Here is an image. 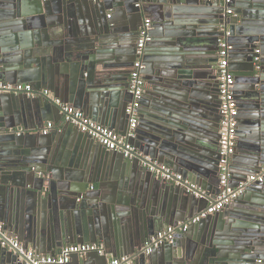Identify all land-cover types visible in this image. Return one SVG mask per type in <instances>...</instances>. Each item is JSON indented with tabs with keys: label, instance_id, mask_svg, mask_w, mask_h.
<instances>
[{
	"label": "water",
	"instance_id": "95a60500",
	"mask_svg": "<svg viewBox=\"0 0 264 264\" xmlns=\"http://www.w3.org/2000/svg\"><path fill=\"white\" fill-rule=\"evenodd\" d=\"M146 16L153 28L143 75L159 87L143 95L142 130L133 141L144 157L182 175L181 182L156 179L138 160H124L81 132L64 130L58 138L55 128L41 137L51 109L60 114L51 99L2 94L0 224L41 255L103 242L116 259L125 256L131 264H264V178L246 183L221 212L144 254L153 237L189 222L220 193L211 191L219 182L213 137L219 92L206 80L216 79L221 39L231 48L233 92L245 88L241 108L260 111L237 130V148L245 147L248 156L239 180L264 165V0H0V82L51 90L113 130L119 119L124 126L116 131L124 135L126 81ZM205 130L214 142L200 138ZM185 178L192 183L184 184ZM91 184L97 185L92 193ZM234 206H242V219L230 217ZM71 263L108 264L94 253L73 256ZM0 264L24 263L0 247Z\"/></svg>",
	"mask_w": 264,
	"mask_h": 264
},
{
	"label": "built area",
	"instance_id": "2783aa9c",
	"mask_svg": "<svg viewBox=\"0 0 264 264\" xmlns=\"http://www.w3.org/2000/svg\"><path fill=\"white\" fill-rule=\"evenodd\" d=\"M221 1L225 5H230L232 3V0ZM226 14L231 15L232 9H227ZM152 28V21L149 18H145L139 30L135 47V61L128 77L127 92L130 96V100L124 112L127 119V130L124 135L90 120L79 109L52 96L48 90L36 91L30 84L0 82V95L15 94L25 95L28 98L45 97L51 99L53 104L60 110L64 123L74 126L79 132L97 142L106 151L119 153L128 161L138 160L144 167L148 168L156 179L165 182H175L177 184L182 180L180 175L174 174L167 166L158 164L156 161L152 162L148 157H144L142 152L132 143L139 124L141 100L145 89V79L143 75L145 69L143 60L144 49L152 40ZM230 49V46H228L223 39L219 41L216 79L219 92L220 117L218 129V179L220 193L213 204L208 206L204 212H201L189 222L169 227L166 231L158 233L153 237L144 248V254L147 256L151 255L154 250L164 243H171L177 234L186 232L190 225L196 224L208 216L224 210L225 207L242 194L246 183L254 181L263 182L264 165L259 174L247 177L246 181L241 182L238 186L232 187L230 184L229 163L236 150L238 126V104L234 98L233 92L234 78L228 68V51ZM256 53H259V51L257 50ZM46 133L47 131H43L44 135H46ZM184 184L188 183L184 181ZM196 197H200V195L198 196L197 194ZM0 247L17 254L19 261L24 264H69L73 256L81 258L91 253L98 256H103L105 254L103 245L89 243L67 245L56 256L37 254L31 249H25L16 237L9 236L3 230L1 224ZM110 264H131V262H129L128 257L124 256L119 259H112Z\"/></svg>",
	"mask_w": 264,
	"mask_h": 264
},
{
	"label": "crops",
	"instance_id": "0c3cea01",
	"mask_svg": "<svg viewBox=\"0 0 264 264\" xmlns=\"http://www.w3.org/2000/svg\"><path fill=\"white\" fill-rule=\"evenodd\" d=\"M231 9H232V7H231ZM146 18H149L150 20H151V18L149 17V16H146ZM145 63L147 64V61H145ZM172 63V62H171ZM171 63H167V64H171ZM130 68H132V66L130 67ZM204 77H198L197 79H203ZM234 78V77H233ZM198 81H200V80H198ZM206 83H209L210 85L208 86L209 88H211L212 87V84H214L216 87H217V79H215L214 81H209V80H206ZM11 84V83H10ZM31 85V84H30ZM126 85L128 86V79H127V81H126ZM234 85H235V78H234ZM33 86V85H32ZM152 87H154V88H157V87H159L158 85H156V84H152V83H148L147 81H145V89H144V94H145V92L147 91V90H150V89H152ZM45 90H48V89H45ZM205 90H208L209 91V89H205ZM51 94H52V96H54V97H56V98H58V99H60L59 97H57V96H55V94L51 91V90H48ZM208 91H206V92H208ZM243 92H245V88H242V89H238V91H234V98H235V100H236V102H237V104H238V126H237V130H238V128H240V126L242 127L243 125H241V122H244L246 119H247V117L250 115V114H252V113H254V114H258L260 111H259V109H256V107L254 108V107H250V109H247V108H245V109H242L241 108V105H243V103H245V101L243 100ZM209 93H211L210 91H209ZM143 94V95H144ZM212 94V93H211ZM129 100H130V98L128 97V102H129ZM143 101H144V99H143V97H142V100H141V103H143ZM255 105H257L256 103H255ZM239 109H240V111H239ZM148 114L150 113V109H147V111H146ZM125 114V113H124ZM87 118H89V117H87ZM146 119H150L149 118V116H147V117H145ZM90 120H92L91 118H89ZM57 121H59V123L57 124V126L55 127V122H57ZM92 121H94V122H96V123H98L99 125H102V126H104L103 124H101L99 121H95V120H92ZM202 121H204V120H202ZM264 121V120H263ZM209 120H207V123H206V125L208 126L209 125ZM219 122H220V118H219ZM141 125V120H140V122H139V124H138V127H137V129L138 130H140V126ZM124 125H123V123L122 122H120L119 121V119H116V126H115V129L116 130H119L120 128H122ZM106 127V126H105ZM55 128H57V134H55V136L56 137H58V136H60V135H62L63 134V132H64V130H66L65 132H67V134H73V131L76 133V134H78V130L75 128V130H74V128L73 129H71L72 127H70V126H68V125H66L65 123H64V121L61 119V117H60V114H58L55 110H53V109H51V111L49 112V114L47 115V121L43 124V128L41 129V132H40V135H41V137H47L48 135H50V133H51V131H53ZM69 128V129H68ZM108 128V127H107ZM110 129V128H109ZM110 130H113V129H110ZM116 130H113V131H115V132H117ZM142 130V129H141ZM140 130V131H141ZM43 131H47V133H46V135H44L43 134ZM204 133H206L205 135H201L200 136V138L203 140V141H205V142H208V143H210V142H214V139L216 138V141L217 142H215L216 143V145L218 144V136H213V137H215V138H213L212 139V135L209 133V131H203ZM117 133H119V132H117ZM258 134L260 135V132H258ZM239 135H241L238 131H237V143H236V150H235V154H234V159H230V166L232 165V167L234 168V169H230V184L232 185V187H236V186H238L241 182H242V180H239V179H241V177L239 176V174H240V172L242 171L241 169H242V167H243V160H245V159H247L248 158V156L245 154V153H243V150H245V147H243L242 149H238L237 148V144H238V142H239V140H238V136ZM250 134H245V137H248ZM59 138V137H58ZM212 139V140H211ZM132 143L134 144V146H135V143H134V141H132ZM136 147V146H135ZM141 152V151H140ZM247 153V152H246ZM125 160V159H124ZM172 171V170H171ZM234 172V174L235 175H232V173ZM179 175V174H178ZM180 176H182V175H180ZM183 177V176H182ZM188 184H189V182L190 183H192L191 182V180H189V179H184ZM92 188V189H91ZM194 189H198L195 185H194V187H193ZM211 188H212V190L211 191H216V189H218L219 190V182L217 181V184L216 185H214V186H211ZM210 189V188H209ZM95 190H97V185L96 184H91V185H89L88 186V189H87V191L88 192H90V193H92L93 191H95ZM199 190V189H198ZM217 190V191H218ZM218 193V192H217ZM215 196H216V198H217V196H218V194H215ZM245 203H247L246 201H245ZM242 204V206H244V203H241ZM248 204V203H247ZM211 204H208L207 205V207L208 206H210ZM201 206H203V205H201ZM242 206H239L238 208H235V206L229 211L230 213H231V218L232 219H237V218H241L240 217V212H242ZM206 207V208H207ZM206 210V209H205ZM205 210H203L202 212H204ZM221 212V211H220ZM201 213V212H200ZM217 213H219V212H217ZM216 214V213H215ZM213 216V215H212ZM242 219V218H241ZM180 225V224H179ZM7 233V232H6ZM9 236H13V235H10L9 233H7ZM98 245H103V247H104V249H105V256L104 257H100L99 256V259L100 258H105V259H107V263L108 264H110V260L111 259H115V256H114V253L112 252L111 253V251H113V250H111V249H109V248H107L106 247V245L103 243V242H99L98 243ZM22 246H23V244H22ZM264 263V262H263ZM69 264H72L71 263V261H70V263ZM145 264H159V262H156V263H150V262H145Z\"/></svg>",
	"mask_w": 264,
	"mask_h": 264
},
{
	"label": "flooded vegetation",
	"instance_id": "af4514ba",
	"mask_svg": "<svg viewBox=\"0 0 264 264\" xmlns=\"http://www.w3.org/2000/svg\"><path fill=\"white\" fill-rule=\"evenodd\" d=\"M130 70H131V68H130ZM130 72V71H129Z\"/></svg>",
	"mask_w": 264,
	"mask_h": 264
}]
</instances>
